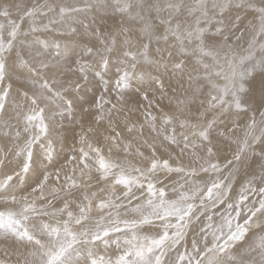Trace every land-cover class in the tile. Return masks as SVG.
Returning a JSON list of instances; mask_svg holds the SVG:
<instances>
[{
  "label": "snow or ice",
  "instance_id": "snow-or-ice-1",
  "mask_svg": "<svg viewBox=\"0 0 264 264\" xmlns=\"http://www.w3.org/2000/svg\"><path fill=\"white\" fill-rule=\"evenodd\" d=\"M0 264H264V0H0Z\"/></svg>",
  "mask_w": 264,
  "mask_h": 264
},
{
  "label": "rangeland",
  "instance_id": "rangeland-1",
  "mask_svg": "<svg viewBox=\"0 0 264 264\" xmlns=\"http://www.w3.org/2000/svg\"><path fill=\"white\" fill-rule=\"evenodd\" d=\"M106 23L110 25L112 23V21H107ZM49 39H52V37H49Z\"/></svg>",
  "mask_w": 264,
  "mask_h": 264
}]
</instances>
